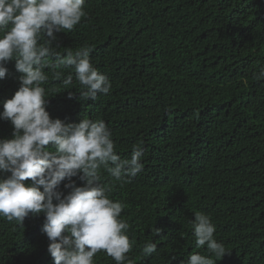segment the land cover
<instances>
[{"label": "trees", "instance_id": "1", "mask_svg": "<svg viewBox=\"0 0 264 264\" xmlns=\"http://www.w3.org/2000/svg\"><path fill=\"white\" fill-rule=\"evenodd\" d=\"M84 11L53 45L62 55L88 45L111 91L84 99L75 77L65 87L52 75L60 69L45 68V109L65 123L103 120L121 159L143 149V170L129 182L101 170L109 198L125 205L131 264L208 255L191 235L196 212L211 218L228 251L216 264H264V79L255 78L264 67V0H85ZM5 66L0 111L20 86L15 61ZM12 132L0 120V139ZM44 221L43 213L22 225L0 218V264H53ZM147 242L157 251L142 258ZM94 261L115 264L104 252Z\"/></svg>", "mask_w": 264, "mask_h": 264}, {"label": "clouds", "instance_id": "2", "mask_svg": "<svg viewBox=\"0 0 264 264\" xmlns=\"http://www.w3.org/2000/svg\"><path fill=\"white\" fill-rule=\"evenodd\" d=\"M84 5L85 0H0V79L9 60L21 74L18 90L0 111V120L13 126L12 138L0 139V218L22 225L30 214L43 213L53 264H95L99 252L115 264H131L130 225L120 219L125 205L109 198L112 189L101 183V170L117 182H129L143 170V149L137 145L130 159H121L103 120L65 123L45 109L51 97L43 87L49 80L45 68L60 69L52 75L65 87L75 77L84 99L111 91L108 77L93 66L88 45L63 55L53 45L55 33L71 32L81 22ZM65 68L72 72L65 75ZM255 78L264 79V67ZM73 177L83 186H76ZM63 181L67 194L58 190ZM190 224L195 247L206 248L208 255L192 253L182 264H216L228 253L215 239L208 215L196 212ZM156 251V243L147 242L140 255Z\"/></svg>", "mask_w": 264, "mask_h": 264}]
</instances>
